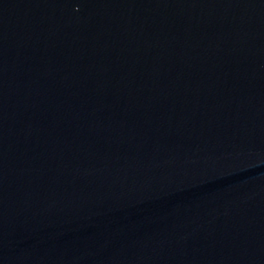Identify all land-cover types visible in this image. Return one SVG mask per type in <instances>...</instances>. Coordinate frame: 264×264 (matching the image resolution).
Wrapping results in <instances>:
<instances>
[{
    "label": "water",
    "instance_id": "95a60500",
    "mask_svg": "<svg viewBox=\"0 0 264 264\" xmlns=\"http://www.w3.org/2000/svg\"><path fill=\"white\" fill-rule=\"evenodd\" d=\"M0 264H264V0H0Z\"/></svg>",
    "mask_w": 264,
    "mask_h": 264
}]
</instances>
